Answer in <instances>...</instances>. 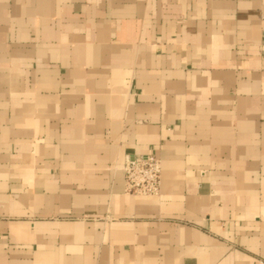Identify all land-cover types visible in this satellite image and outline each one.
I'll return each instance as SVG.
<instances>
[{
	"label": "crops",
	"instance_id": "crops-1",
	"mask_svg": "<svg viewBox=\"0 0 264 264\" xmlns=\"http://www.w3.org/2000/svg\"><path fill=\"white\" fill-rule=\"evenodd\" d=\"M0 264H264V0H0Z\"/></svg>",
	"mask_w": 264,
	"mask_h": 264
},
{
	"label": "built area",
	"instance_id": "built-area-1",
	"mask_svg": "<svg viewBox=\"0 0 264 264\" xmlns=\"http://www.w3.org/2000/svg\"><path fill=\"white\" fill-rule=\"evenodd\" d=\"M123 171L127 193L145 196L160 193L161 162L153 154H138L127 159Z\"/></svg>",
	"mask_w": 264,
	"mask_h": 264
}]
</instances>
